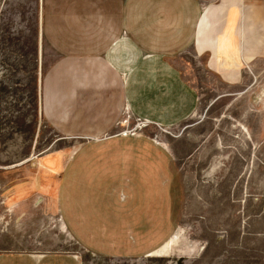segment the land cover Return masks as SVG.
I'll list each match as a JSON object with an SVG mask.
<instances>
[{
  "label": "rangeland",
  "instance_id": "1",
  "mask_svg": "<svg viewBox=\"0 0 264 264\" xmlns=\"http://www.w3.org/2000/svg\"><path fill=\"white\" fill-rule=\"evenodd\" d=\"M43 4L0 0V246L69 264H264V69H247L238 90L202 85L181 126L123 134L135 125L125 111L114 138H63L34 112L52 61ZM165 152L166 193L127 222L148 180L161 182L153 158Z\"/></svg>",
  "mask_w": 264,
  "mask_h": 264
},
{
  "label": "crops",
  "instance_id": "2",
  "mask_svg": "<svg viewBox=\"0 0 264 264\" xmlns=\"http://www.w3.org/2000/svg\"><path fill=\"white\" fill-rule=\"evenodd\" d=\"M43 34L52 61L34 112L63 138H114L125 111L181 126L198 110L202 85L238 90L247 65L264 69V0H44ZM1 106L0 162L8 135ZM33 250L0 246V264L72 257Z\"/></svg>",
  "mask_w": 264,
  "mask_h": 264
},
{
  "label": "trees",
  "instance_id": "3",
  "mask_svg": "<svg viewBox=\"0 0 264 264\" xmlns=\"http://www.w3.org/2000/svg\"><path fill=\"white\" fill-rule=\"evenodd\" d=\"M41 16H42V14H41ZM165 155H166V152L163 155L156 156L155 158H153L154 159L155 166H156V170H158V173L160 171V174L164 178V180H163V178H161V182H156V181H153V180H148V182H150V183H146L147 184V186H146L147 187L146 188L147 198L145 197V201H142L141 205L136 207L137 210H135L130 205V207L128 208L129 209V212L126 213L124 211V213H121V215H124V218H126V215L131 212V215H130L131 218L128 219V217H127V219H128L127 222L129 220H132V222L136 223L137 220H138V218L142 219L140 212L142 210L145 211V208L146 207H147L146 209L150 208L151 204L153 203V199H156V203L159 204L158 201L161 200L159 198H161V195L162 194H165L166 193L165 190L167 189V186H168L167 183L168 182L165 179H168L170 177L171 169H170V165L169 166L167 165V160L164 159ZM167 158H168V161L170 163V158L168 157V155H167ZM161 169H163L162 172H161ZM162 174H167L168 177L165 178V176H163ZM164 182H166V183H164ZM163 187L165 189L162 192ZM146 202H149L148 206H146ZM143 207H145V208H143ZM155 207L157 209V211H155V212L157 213L158 212V208L160 206L159 205H156ZM139 209H141V211H139ZM114 211H113V213H114ZM141 213H143V211ZM113 218H114V216H113ZM110 222H111V220L109 218V220H107V223H110ZM123 223H124V225H126L125 222H123ZM121 227H123V225H121Z\"/></svg>",
  "mask_w": 264,
  "mask_h": 264
},
{
  "label": "built area",
  "instance_id": "4",
  "mask_svg": "<svg viewBox=\"0 0 264 264\" xmlns=\"http://www.w3.org/2000/svg\"><path fill=\"white\" fill-rule=\"evenodd\" d=\"M247 69L250 70V67L249 65H247ZM130 116H132L130 114ZM133 119H135V125H133L131 128H125L124 131H121V133L123 134H128V133H131L132 135H136L137 134V131L145 126H148L150 125V122L149 121H146V120H143L141 118H136L134 116H132ZM124 122H128V119H126ZM125 124V123H124ZM123 124V126H124Z\"/></svg>",
  "mask_w": 264,
  "mask_h": 264
}]
</instances>
